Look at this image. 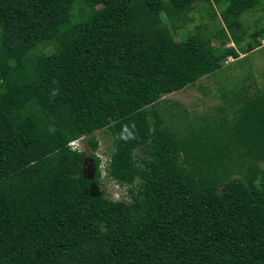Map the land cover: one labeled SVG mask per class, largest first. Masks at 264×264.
Listing matches in <instances>:
<instances>
[{
	"label": "trees",
	"instance_id": "16d2710c",
	"mask_svg": "<svg viewBox=\"0 0 264 264\" xmlns=\"http://www.w3.org/2000/svg\"><path fill=\"white\" fill-rule=\"evenodd\" d=\"M199 6L220 26L182 34ZM254 10L264 0H0V264H264V89L246 79L189 119L162 99L260 47V31L243 43ZM101 129L127 199L102 188ZM85 137L92 174L69 145Z\"/></svg>",
	"mask_w": 264,
	"mask_h": 264
},
{
	"label": "rangeland",
	"instance_id": "374dc122",
	"mask_svg": "<svg viewBox=\"0 0 264 264\" xmlns=\"http://www.w3.org/2000/svg\"><path fill=\"white\" fill-rule=\"evenodd\" d=\"M199 9L193 13L194 20L186 24L182 29V34H186L189 31L194 32L198 27H201V31H210V27L217 28L220 26V18L217 21H212L208 17H201L200 6ZM219 11V10H218ZM264 14L261 10L249 11L243 14L242 20L245 26H249L248 35L244 40V45L252 38L249 36L254 31H260L264 33V21L261 20L262 25H255V20L262 17ZM211 25V26H210ZM260 26V27H259ZM228 45H233L230 41ZM240 60L229 57L224 63L223 68L213 74L205 76L198 80L195 84L188 86L187 88L176 91L162 97L165 101L177 102L178 110L182 111L183 116L186 118L188 113V119L194 118L200 115H211L214 112L216 105L222 104L224 101L232 103L235 99V92L238 89L244 88V82L249 86V91L256 92L258 89H264V40L262 45L248 54H241ZM248 76H250L248 78ZM224 90H228L230 94L220 95ZM242 91V90H241ZM186 108L187 112L184 113ZM178 115L173 117L171 122H180L183 117ZM96 138L99 141V148L95 152L102 160L103 174H102V188L106 196L112 199H127L128 186L120 184L106 175L104 169L110 159L113 151L112 138L109 136L105 129L96 131ZM77 146L81 150L87 151V157L85 159V172L92 174L93 166L91 162V149L87 142V137L80 139Z\"/></svg>",
	"mask_w": 264,
	"mask_h": 264
},
{
	"label": "clouds",
	"instance_id": "9594fccd",
	"mask_svg": "<svg viewBox=\"0 0 264 264\" xmlns=\"http://www.w3.org/2000/svg\"><path fill=\"white\" fill-rule=\"evenodd\" d=\"M79 140H80V139H78V140H74V141H71L69 145H70L73 149H80V148L77 146V144H76Z\"/></svg>",
	"mask_w": 264,
	"mask_h": 264
}]
</instances>
